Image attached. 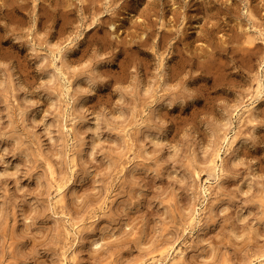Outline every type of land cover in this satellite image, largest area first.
I'll return each instance as SVG.
<instances>
[{
  "label": "clouds",
  "instance_id": "obj_1",
  "mask_svg": "<svg viewBox=\"0 0 264 264\" xmlns=\"http://www.w3.org/2000/svg\"><path fill=\"white\" fill-rule=\"evenodd\" d=\"M0 264H264V0H0Z\"/></svg>",
  "mask_w": 264,
  "mask_h": 264
}]
</instances>
